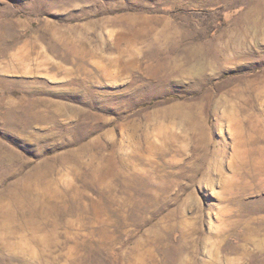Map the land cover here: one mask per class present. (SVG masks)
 <instances>
[{"label":"rangeland","instance_id":"obj_1","mask_svg":"<svg viewBox=\"0 0 264 264\" xmlns=\"http://www.w3.org/2000/svg\"><path fill=\"white\" fill-rule=\"evenodd\" d=\"M0 264H264V0H0Z\"/></svg>","mask_w":264,"mask_h":264}]
</instances>
